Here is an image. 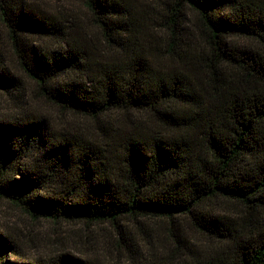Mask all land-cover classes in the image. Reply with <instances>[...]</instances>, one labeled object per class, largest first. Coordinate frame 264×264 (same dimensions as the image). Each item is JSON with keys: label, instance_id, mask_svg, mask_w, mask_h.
Instances as JSON below:
<instances>
[{"label": "trees", "instance_id": "obj_1", "mask_svg": "<svg viewBox=\"0 0 264 264\" xmlns=\"http://www.w3.org/2000/svg\"><path fill=\"white\" fill-rule=\"evenodd\" d=\"M83 5L99 48L24 0H0V25L48 102L93 120L113 111L134 120L96 139L37 114L0 119V199L33 219H160L183 240L191 231L213 244L201 258L190 244L165 260L141 251L133 264H264V0ZM0 90H19L1 64ZM222 200L240 209L220 211ZM0 264L88 263L29 260L0 229Z\"/></svg>", "mask_w": 264, "mask_h": 264}, {"label": "rangeland", "instance_id": "obj_2", "mask_svg": "<svg viewBox=\"0 0 264 264\" xmlns=\"http://www.w3.org/2000/svg\"><path fill=\"white\" fill-rule=\"evenodd\" d=\"M24 1L38 9L55 13L68 28H77L89 43L92 40L98 44V48L101 47L100 32L83 5V0ZM143 1L153 11L160 8L162 0ZM24 37L25 42L47 49H58L60 45L65 47L64 43L57 45L47 37ZM0 64L1 68L16 77L19 88L14 93L0 90V119L37 114L45 117L54 129L96 139L111 128H127L129 121L134 120V113L116 111L93 120L88 116L62 110L48 102L39 94L36 83L19 67L1 25ZM218 208L220 211L234 213L240 206L236 202L222 200ZM0 229L17 242L20 255L29 260H47L60 254H68L88 264H133L131 257L145 260L142 256L139 258L141 251L144 256H153H147L148 258L165 260L190 244L201 258L203 251L213 245L204 236L191 231L185 234L189 241L185 238L183 240V229L171 231L166 222L160 219H124L118 227L108 222L89 224L82 220L33 219L5 199H0ZM179 233L181 237L178 241L174 234ZM10 260L13 258L10 257Z\"/></svg>", "mask_w": 264, "mask_h": 264}]
</instances>
